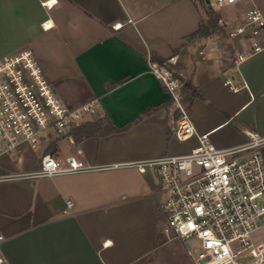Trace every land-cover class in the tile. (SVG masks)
<instances>
[{
  "label": "crops",
  "instance_id": "0c3cea01",
  "mask_svg": "<svg viewBox=\"0 0 264 264\" xmlns=\"http://www.w3.org/2000/svg\"><path fill=\"white\" fill-rule=\"evenodd\" d=\"M213 1L0 0V59L31 49L65 103L94 101L87 121L126 127L85 137L75 128L55 132L39 149L23 143L0 156V175L37 169L47 153L126 163L187 152L207 132L219 147L246 143L247 131L264 136V50L234 64L241 46L217 25L218 16L238 18L254 4L264 10V0L219 9ZM174 54L198 92L187 104L196 135L183 143L173 136L171 95L150 67V57ZM160 194L152 167L125 164L0 181V264H159L168 241Z\"/></svg>",
  "mask_w": 264,
  "mask_h": 264
},
{
  "label": "built area",
  "instance_id": "2783aa9c",
  "mask_svg": "<svg viewBox=\"0 0 264 264\" xmlns=\"http://www.w3.org/2000/svg\"><path fill=\"white\" fill-rule=\"evenodd\" d=\"M237 0H215L223 7ZM217 25L229 39L241 44L232 57L239 65L264 50V10L251 6L243 16L220 15ZM118 26V25H116ZM180 57L162 62L150 57L151 71L171 95L177 110L173 136L186 142L196 135L184 101L185 80L177 71ZM225 84H231L229 80ZM233 90L239 87L230 85ZM97 113L94 101L73 106L65 103L47 77L35 53L28 48L0 59V156L11 154L23 143L36 147L48 131L62 132L87 121ZM246 143L219 147L210 132L198 135L189 151L152 159L95 164L76 155L58 159L44 154L34 170L0 175V181L52 177L118 167H152L159 180L165 217L166 240H193L198 244L195 264H264V136L247 131ZM68 209L74 204L68 199ZM3 236H0V240Z\"/></svg>",
  "mask_w": 264,
  "mask_h": 264
},
{
  "label": "rangeland",
  "instance_id": "374dc122",
  "mask_svg": "<svg viewBox=\"0 0 264 264\" xmlns=\"http://www.w3.org/2000/svg\"><path fill=\"white\" fill-rule=\"evenodd\" d=\"M214 8L219 9V6H214ZM211 21L213 22L217 15L214 11H211ZM240 46L242 43H238ZM55 135V131L51 130L47 132V138ZM39 149L41 144L38 145ZM166 193L161 192L160 199L161 203L165 199ZM258 238L264 240V228L258 233ZM198 244L189 240L182 242L180 240H170L164 243L158 252L159 264H195V258L198 254Z\"/></svg>",
  "mask_w": 264,
  "mask_h": 264
},
{
  "label": "trees",
  "instance_id": "16d2710c",
  "mask_svg": "<svg viewBox=\"0 0 264 264\" xmlns=\"http://www.w3.org/2000/svg\"><path fill=\"white\" fill-rule=\"evenodd\" d=\"M163 60L164 59L156 60L154 56H152V61L154 62H162ZM183 93L186 105L190 103L192 98L198 94L197 90L188 82H185V85L183 87ZM74 128L76 130L74 134L77 137L91 136L99 131L104 134H107L113 131H120L126 129V127L113 128L112 126L107 125L103 119L95 121H86L75 126Z\"/></svg>",
  "mask_w": 264,
  "mask_h": 264
}]
</instances>
